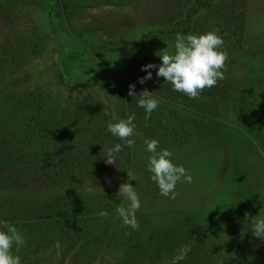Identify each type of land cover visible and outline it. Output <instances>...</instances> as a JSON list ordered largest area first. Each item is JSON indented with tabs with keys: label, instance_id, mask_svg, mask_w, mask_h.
Returning <instances> with one entry per match:
<instances>
[{
	"label": "rangeland",
	"instance_id": "1",
	"mask_svg": "<svg viewBox=\"0 0 264 264\" xmlns=\"http://www.w3.org/2000/svg\"><path fill=\"white\" fill-rule=\"evenodd\" d=\"M214 29L217 86L189 99L157 69L138 82L177 33ZM130 84L161 101L147 126ZM132 113L135 148L107 165L123 144L107 124ZM145 139L191 174L175 199L151 180ZM125 182L135 231L115 213ZM245 213L264 219V0H0V220L26 238L21 264H264Z\"/></svg>",
	"mask_w": 264,
	"mask_h": 264
},
{
	"label": "clouds",
	"instance_id": "2",
	"mask_svg": "<svg viewBox=\"0 0 264 264\" xmlns=\"http://www.w3.org/2000/svg\"><path fill=\"white\" fill-rule=\"evenodd\" d=\"M219 29L204 34L183 35L177 33L175 36L174 52L168 48L154 53L161 60V64L149 63L142 67L147 75L139 79L140 84L152 79V69L156 70L157 78H163L166 83L172 85V90L186 95L189 99H198L205 90L217 86L224 77L225 65L228 60V53L223 48L224 39L218 35ZM135 84L129 85L128 95L137 97V107L145 110V125L151 118V114L157 110L161 101L154 92L145 88L137 95L134 91ZM119 99V98H117ZM135 113L127 116V119H116V122H108L106 130L112 136L123 141L113 147L105 149V163L114 166L119 153L125 147L135 148L136 141L132 138L136 135ZM145 151L150 155L147 159V170L152 174L151 180L158 186L160 195L165 198H176V186L179 182L191 183V174L181 165L177 166L172 162L173 153L169 149L159 148L157 139H145ZM128 181H137V175L127 171ZM123 197L127 207L123 204L115 209L116 215L122 220V227H130L134 231L139 230V223L136 213L141 208V200L135 187L130 183H122L119 186L117 198ZM99 217H107L109 213L101 210ZM250 219V230L252 235L264 241V219L249 217L245 213V220ZM126 235L128 233H125ZM26 238L20 229L8 221L0 220V264H21V257L18 255L21 248L25 246ZM15 249V252L13 251Z\"/></svg>",
	"mask_w": 264,
	"mask_h": 264
},
{
	"label": "trees",
	"instance_id": "3",
	"mask_svg": "<svg viewBox=\"0 0 264 264\" xmlns=\"http://www.w3.org/2000/svg\"><path fill=\"white\" fill-rule=\"evenodd\" d=\"M89 162H90V160H88V159L87 160H81V161L80 160H76L75 164H80V168H82L81 171H85V170H87L85 168H87V166H89V165H87V164H89ZM70 178H72V177L70 176ZM53 205H55V204H53ZM60 213H63V212L60 210Z\"/></svg>",
	"mask_w": 264,
	"mask_h": 264
}]
</instances>
